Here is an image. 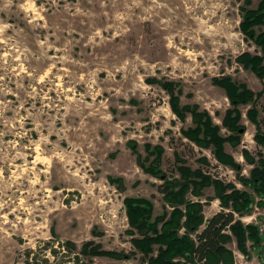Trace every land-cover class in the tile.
Wrapping results in <instances>:
<instances>
[{"label":"rangeland","instance_id":"374dc122","mask_svg":"<svg viewBox=\"0 0 264 264\" xmlns=\"http://www.w3.org/2000/svg\"><path fill=\"white\" fill-rule=\"evenodd\" d=\"M257 3L251 0L249 7ZM243 4L0 0V264H21L29 249L38 264H74L65 241L79 248L93 240L122 255L134 251L123 199L149 198L154 214L162 199L155 187L161 181L140 168L129 142L136 143L141 157L145 144L162 145L160 168L168 175L176 174V151L192 168L242 187L235 171L218 165L209 149L182 137L180 127L189 126L190 118L182 123L170 110L167 93L146 79L179 83L181 103L198 104L219 124L229 103L212 77L230 75L255 92L263 88L235 62L243 51L260 53L239 29ZM258 103L264 107V94ZM249 107L240 106L246 126L240 145L226 144L244 175L252 166L241 149L253 155L258 150L254 125L245 117ZM202 156L207 164L198 162ZM205 195H213L211 187ZM219 210L214 199L204 206V215ZM258 216L264 220V209L255 207L240 219L256 223ZM228 247L234 264H264L257 251L246 259L235 242ZM91 260L143 261L137 252Z\"/></svg>","mask_w":264,"mask_h":264},{"label":"trees","instance_id":"16d2710c","mask_svg":"<svg viewBox=\"0 0 264 264\" xmlns=\"http://www.w3.org/2000/svg\"><path fill=\"white\" fill-rule=\"evenodd\" d=\"M250 4L251 0H244V6L240 7L239 29L260 53L243 51L235 57V62L262 81L263 88L255 92L230 75L212 77L211 83L224 91L229 103L219 124L198 104L181 103L179 83L156 77L146 79L167 93L170 110L182 123L190 118L189 126L180 127L182 137L200 148L209 149L218 165L235 171V178L242 187L213 176L201 167L192 168L176 151L173 152L176 174L168 175L160 168L162 145L145 144L146 154L141 157L135 151L136 143L129 142L140 168L161 181L155 185L161 194V211L154 214V204L149 198L125 197V214L132 228L127 232L131 235L134 251L122 255L104 249L93 240L83 242L79 248L73 242L65 241L64 246L72 252L74 264H94L93 257L124 258L136 252L141 254L142 264H234L233 250L228 247L233 242L246 259H250L255 251L264 256V231L259 222L262 217L258 216L256 223H244L240 219L243 215H251L255 207L264 209V116H261L264 107L258 103L264 94V29H256L264 25V0H258L255 8L249 7ZM242 105H250L245 117L254 125L252 139L258 147L254 155L246 148L240 151L244 161L252 166L248 175L241 173V164L226 151V144L231 148L238 147L246 131L242 123ZM198 160L202 164L208 163L206 156ZM210 187L213 195L206 196L205 189ZM214 199L219 201L220 210L205 218L204 206ZM49 252L55 254L53 248ZM43 261L47 263L48 259ZM69 262L70 259L64 263ZM21 264H38V258L29 249Z\"/></svg>","mask_w":264,"mask_h":264},{"label":"crops","instance_id":"0c3cea01","mask_svg":"<svg viewBox=\"0 0 264 264\" xmlns=\"http://www.w3.org/2000/svg\"><path fill=\"white\" fill-rule=\"evenodd\" d=\"M206 218V217H205Z\"/></svg>","mask_w":264,"mask_h":264}]
</instances>
